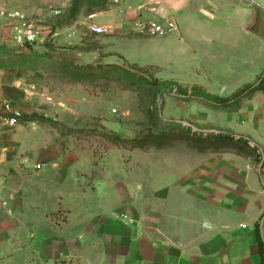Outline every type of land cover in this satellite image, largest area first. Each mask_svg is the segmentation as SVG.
Instances as JSON below:
<instances>
[{"label": "crops", "instance_id": "0c3cea01", "mask_svg": "<svg viewBox=\"0 0 264 264\" xmlns=\"http://www.w3.org/2000/svg\"><path fill=\"white\" fill-rule=\"evenodd\" d=\"M151 3L133 0L127 17L134 21L146 5L151 11L142 17L178 24V50L190 55L180 75L234 92L244 85L239 82L256 80V68L261 73L263 11L245 0ZM133 21L132 35L119 43L123 24L114 14L96 15L95 23L109 29L105 41L118 43L116 55L103 63L124 59L125 45L156 38L141 36ZM7 34L0 23V35ZM198 59L199 68L187 64ZM143 67L165 73L160 65ZM25 82L0 70V103L11 102L23 116H48ZM5 118L0 109V264H264V178L251 160L208 153L198 164V154L190 152L178 159L183 167L159 171L154 179L126 168L122 155L115 160L117 148L96 167L91 152L64 147L52 128L20 120L10 128ZM261 121L236 133L264 153Z\"/></svg>", "mask_w": 264, "mask_h": 264}, {"label": "rangeland", "instance_id": "374dc122", "mask_svg": "<svg viewBox=\"0 0 264 264\" xmlns=\"http://www.w3.org/2000/svg\"><path fill=\"white\" fill-rule=\"evenodd\" d=\"M146 1L134 0L135 5ZM152 1L154 3L149 7L156 6V0ZM132 2L133 0H0V11L21 12L26 20L39 27L44 34V40L17 55L14 68L21 73L28 87L33 86L41 105L48 108V116L41 115L51 120L47 126L58 133L64 147L91 152L96 167H102L104 156L113 147L96 129V124H102L124 138H132L146 127L155 132L179 129L198 136L224 134L243 138L236 133L239 127H252L257 122L264 121V112H257L264 108L263 93H256L250 99L233 101L223 108L216 105L211 97L213 94L227 97L233 90L223 91L224 87L221 88L219 82L191 80L189 77L192 75L187 73L180 75L190 55H183L178 50L179 31L144 43L132 42L125 45L122 48L124 59L111 57L109 60L114 61L119 70L110 73L105 79L92 80L86 84L68 79L61 69L63 65L103 62L104 57L116 55L111 53L118 43L110 44L105 41L107 35L92 34L89 30V16L96 14L99 18V13L114 14L116 20L123 24L124 29L118 36L119 43H123L133 33L128 29L133 20L126 13ZM56 11L60 13L56 14ZM260 34L264 36V33ZM260 43V58L263 61L264 40ZM18 49L20 48L13 43L9 30L6 36L0 35V57L15 54ZM190 61L187 62L188 65L193 63L192 67L199 68L203 60ZM150 64L160 65L165 73H159L156 67L143 68ZM257 69L251 75L253 79L263 73L264 66L261 73L256 75ZM164 77L176 78L179 88L191 91V94L194 92L198 98L191 95L183 97L180 89H170L171 85L160 82ZM262 79L264 80V74ZM153 80H158L157 86H151ZM252 82L253 80H246L239 83ZM194 87L203 91L198 92ZM245 140L251 145L250 140ZM190 152L194 153L180 144L163 150L117 148L112 154L115 155V160L122 155L126 168L138 173L142 169L145 174L148 171L155 179L159 171L180 169L182 165H179L178 159ZM204 159V155L198 154V164Z\"/></svg>", "mask_w": 264, "mask_h": 264}, {"label": "trees", "instance_id": "16d2710c", "mask_svg": "<svg viewBox=\"0 0 264 264\" xmlns=\"http://www.w3.org/2000/svg\"><path fill=\"white\" fill-rule=\"evenodd\" d=\"M19 48L20 49H18L15 54L0 57V70L7 71L18 78L22 77V75L14 68V64L17 61L16 57H18L17 55L23 53L24 49H31L32 45H25ZM130 66L138 67L137 65ZM61 69L65 72L64 75L71 81L78 84H86V82H90L92 80L105 79L110 73L118 71L119 67L116 63H103L98 61L92 64H65L61 67ZM263 74L264 71L252 83L242 85L231 93L230 96L221 97L213 95L211 97L213 102L216 105L226 108L233 101L250 99L256 93L264 94V80L262 79ZM160 82L171 85L172 87H170V89H180L179 92L183 94V97L184 95L186 97L191 95V97L198 98L194 92L191 94V91L189 92L186 89L179 88L176 82L163 80H160ZM158 83V80H153L151 82V86H157ZM193 89L198 92L203 91L201 88L194 87ZM19 120L34 121L45 126L48 125L47 123L51 122L48 118L36 113L24 116L22 115ZM96 129H99L102 133L101 135L107 140V143L110 146L119 149L142 151L149 149L163 150L183 144L192 152L200 155L208 153H233L244 159L251 160L253 164L258 163L260 159L257 148L251 146L247 140L241 137L235 138L231 135L218 134L213 136H198L179 129H171L167 132H155L151 128L146 127L135 133L132 138H124L120 134L107 129L102 124H96Z\"/></svg>", "mask_w": 264, "mask_h": 264}, {"label": "built area", "instance_id": "2783aa9c", "mask_svg": "<svg viewBox=\"0 0 264 264\" xmlns=\"http://www.w3.org/2000/svg\"><path fill=\"white\" fill-rule=\"evenodd\" d=\"M245 1L264 12V0ZM145 10L151 11L146 5H141L137 8L138 15L133 21V26L137 33L147 37H166L178 32V26L174 20L165 18L162 21H157L144 18L141 14ZM59 13L60 11H56V14ZM95 18L96 14L89 16V30L91 33L96 36L108 34L109 29L96 24ZM2 22L8 28L13 43L19 47L33 45L45 39L42 30L26 20L25 16L19 11H0V23ZM0 109L6 114L7 126L10 128L15 127L18 124V120L22 117V112L8 101H2ZM257 152L260 155V159L258 163L254 164V170L259 177L264 178V153L260 150ZM260 221H264V216H262Z\"/></svg>", "mask_w": 264, "mask_h": 264}]
</instances>
